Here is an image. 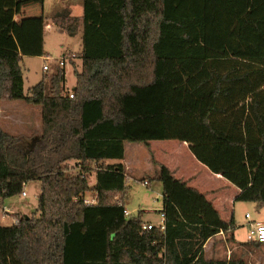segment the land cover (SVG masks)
I'll return each mask as SVG.
<instances>
[{"label":"trees","instance_id":"obj_1","mask_svg":"<svg viewBox=\"0 0 264 264\" xmlns=\"http://www.w3.org/2000/svg\"><path fill=\"white\" fill-rule=\"evenodd\" d=\"M15 5L0 0V100L40 105L43 128L25 137L0 126V208L31 180L41 192L33 215L0 225V264H248L205 257L221 231L236 241L235 218L155 159L165 229H144L125 213V165L107 161L124 158L125 142L185 141L237 200L264 205V0H83L70 92L58 64L25 91ZM55 21L75 35L80 18ZM69 161L81 172L67 173ZM93 165L91 186L82 175Z\"/></svg>","mask_w":264,"mask_h":264},{"label":"rangeland","instance_id":"obj_2","mask_svg":"<svg viewBox=\"0 0 264 264\" xmlns=\"http://www.w3.org/2000/svg\"><path fill=\"white\" fill-rule=\"evenodd\" d=\"M72 1L77 2L78 0ZM66 3H69V0H44L43 9L45 13L42 17L43 22L42 20H35L33 23L31 22V25L29 26L32 30L29 34L26 47L22 48L23 58L21 63L24 73V89L26 92H28L31 86L37 84L45 77L46 82H48L57 65L55 59L61 58L65 55H68L70 58V60L66 61L65 65L67 73L66 87L69 88L67 90L72 91V84L75 82L74 71L76 70V66L72 61L79 57L83 42L82 36L79 38L73 37L65 26H60L55 21L56 17L60 16V13L64 11L63 7ZM61 28L66 30H62ZM46 59L49 60L46 61ZM45 63L50 65L51 68L49 71L44 70ZM77 63H80V61H77ZM9 103H11L9 105H25L24 102L16 100L10 101ZM32 106L42 112V107L40 105ZM7 107V110L9 111L10 108L9 106ZM13 110L18 116L19 114H24L21 113L20 108H14ZM9 119L10 118L5 116L0 120L1 124H4L7 130H11L12 134L22 133L21 136L31 137L25 135L26 133L30 134L31 130L22 127L23 122H15V124L12 121L10 122ZM31 121L32 126L38 129V123L42 122V113L38 115L34 112ZM17 124L21 126L15 129ZM37 129H34L35 132H40V130ZM134 147H138V150L135 152L132 151ZM145 152L148 153V150L144 143L126 142V155L128 160L132 163L133 175L128 173V188L124 196V202L131 217L141 214L143 219L152 220V223L158 225L161 223V209L163 208V185L161 181L154 179L151 180V177L155 175L158 166L154 164V162L148 161V159L144 162V158L146 157ZM80 169L81 168L78 167L76 161H69L68 169L66 171L69 174H77ZM86 178L91 186L94 185L97 179L96 169H93L91 172H86ZM142 178L150 180L151 183L145 185ZM24 191L26 192L25 196L20 194L8 197L5 199L4 205L11 204L15 210L20 211L18 213L19 215L26 214L30 217L37 211L38 195L41 192V181H29L25 185ZM231 194L233 196V203L228 212L231 215L234 214L236 227L233 233L234 237L239 242L229 241L230 233H227L224 237L221 235L219 239H216L213 242L212 248L214 249V252L212 254L208 252V255L218 259H224L235 255L236 257L244 258L248 264H264V243L260 246H256L248 241L247 235L249 231V223L245 217L246 212H249L252 216L251 220L263 221L264 205H260L257 202L237 200L236 197L238 193H236L234 189L229 192L230 196ZM92 195V191H87L85 194L88 198H91ZM25 208L27 209L25 210ZM23 212H25V214ZM39 214H36V216L38 217ZM229 249L231 253L228 252Z\"/></svg>","mask_w":264,"mask_h":264},{"label":"crops","instance_id":"obj_3","mask_svg":"<svg viewBox=\"0 0 264 264\" xmlns=\"http://www.w3.org/2000/svg\"><path fill=\"white\" fill-rule=\"evenodd\" d=\"M43 5H44V0H16L12 31L19 45L21 54H22V48L26 47V44L29 39V34L31 33V30H32L29 27L31 25V22L33 23L35 20L37 21L42 20V17L45 13L43 9ZM63 10L64 11L60 13V16H57V17L71 16V17L80 18V21L78 23L80 25H78L77 32L75 35H73V37H78V38L80 36L83 37V22L81 20V17L83 15V0H78L77 2L69 0V3L64 4ZM62 30H66V29H62ZM82 42H83V38H82ZM81 49H83V44H82ZM77 61H80V63H77ZM72 62H74L76 66L75 71H82L83 60L80 55L78 58H76ZM76 83H77V78L75 75V82H73L72 84V91L76 87ZM66 85H67V73H66V81H65V90L70 91V90H67L69 88H67ZM10 101H13V100L0 101V120L6 116L10 118L9 119L10 122L11 121L14 123L23 122L22 127H25L28 130H31L30 134H27V133L25 134L27 136L28 135L29 136L38 135L39 133H41L42 128H43L42 122L38 123L39 128L37 129L32 126L31 120H32L34 112H36L38 115H40V113L42 112H40V110L37 109L36 107H33L32 104H28L24 101L22 102H24L25 105H17V104L9 105L11 104L9 103ZM16 101H21V100H16ZM6 104L10 108L9 111L7 110L8 107L6 106ZM14 108H20L21 113H24V114H19L18 116V114L15 113V111L13 110ZM0 126L5 131L12 134L11 130H7L4 124H1V122H0ZM19 126L21 125L17 124L15 129H17ZM34 129L40 130V132L36 133ZM13 135H22V133H17ZM145 145L147 147L148 153L145 152L146 157L144 158V162L147 159L148 161L153 162L152 159H155L158 163L166 165L172 170L176 178H179L185 181L189 186H192L200 190L202 193H204L207 196V198L211 200L213 204L215 205V207L219 210L224 220L229 221L231 220L232 217H234V214L231 215L228 212L231 204L233 203V196L232 194L230 196L229 192L232 189H234L236 193L239 194L238 187L236 185H233L232 182H230L228 179L223 177L221 174L212 172L205 164L200 162L195 157L193 152L191 151L189 144L187 142L176 140V139H164V140H150L148 144H145ZM137 150H138V147H134L132 151L135 152ZM107 162L108 163H123L126 167L127 177H129L128 173H131L133 175L132 166H131L132 163L128 160L127 155H126V142H125L124 158L121 160H108ZM153 177H151V180L153 179ZM142 179L144 180L146 178H142ZM148 181L149 183H151L150 180ZM10 205L5 204L2 208H0V225L10 226L14 224L15 219H18L17 214L20 211L15 210V208L12 207V205L11 206ZM26 209L27 208H25V210ZM127 211L129 212V210ZM23 213L25 214V212ZM247 213L249 212H246V214ZM246 214H245V217H246ZM251 218H252L251 214H250V218L246 217L249 225L253 221H255V220H251ZM143 220L145 221V224L152 223V220H149V219L147 220L143 219ZM263 221H256V222H263ZM227 233L220 232L216 234L215 236H213L212 238L208 239V241L205 243V246H204V255L206 258L218 259L216 257L208 255V252L212 254L214 252V249L212 248L214 240L219 239L221 235H223L224 237ZM228 252H230V249Z\"/></svg>","mask_w":264,"mask_h":264},{"label":"built area","instance_id":"obj_4","mask_svg":"<svg viewBox=\"0 0 264 264\" xmlns=\"http://www.w3.org/2000/svg\"><path fill=\"white\" fill-rule=\"evenodd\" d=\"M74 56V55H73ZM48 57V56H47ZM49 59H46V61ZM56 63L62 67H65L66 65V61L70 60L68 55H65L61 58L55 59ZM50 65H48L47 63L44 64V70L45 71H49L50 70ZM74 96L73 92L70 93V97L72 98ZM78 167L81 168L80 164L77 162ZM93 169H97L96 165L93 166H89ZM81 172V169H80ZM82 176H86V173L83 172ZM143 183L145 185H149V181L148 180H143ZM22 195H26V192L23 191ZM84 202L87 204H94L96 202V197L92 196L91 198H88L87 196L84 197ZM125 213L127 215H130V213L125 210ZM247 218H250V213L246 214ZM19 223L18 219L14 220V224ZM154 227H160L162 230L165 229V213L162 211L161 209V223L156 225L154 223H148V224H144L143 228L144 229H152ZM221 233H223V231H221ZM248 241H256L259 243H264V221L263 222H256L253 221L250 225H249V231H248V235H247Z\"/></svg>","mask_w":264,"mask_h":264}]
</instances>
